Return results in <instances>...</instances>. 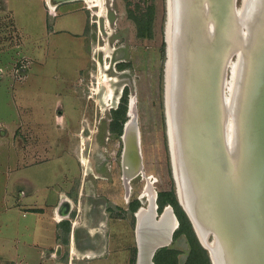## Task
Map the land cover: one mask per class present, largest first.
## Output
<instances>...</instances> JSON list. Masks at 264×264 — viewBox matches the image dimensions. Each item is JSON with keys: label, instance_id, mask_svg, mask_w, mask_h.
Wrapping results in <instances>:
<instances>
[{"label": "water", "instance_id": "1", "mask_svg": "<svg viewBox=\"0 0 264 264\" xmlns=\"http://www.w3.org/2000/svg\"><path fill=\"white\" fill-rule=\"evenodd\" d=\"M165 10L164 119L176 201L210 264H264V0L239 8L235 0H165ZM224 63V74L228 63L238 67L221 88ZM134 117L123 128L121 167L131 141L142 172ZM146 187L148 209L134 213L135 264H153L179 225L171 205L157 215V194Z\"/></svg>", "mask_w": 264, "mask_h": 264}, {"label": "rangeland", "instance_id": "2", "mask_svg": "<svg viewBox=\"0 0 264 264\" xmlns=\"http://www.w3.org/2000/svg\"><path fill=\"white\" fill-rule=\"evenodd\" d=\"M100 2V5L92 1L78 2L83 9L89 8L84 34L86 63L77 81L68 87L69 103L61 111L68 114V141L78 147V158L86 162L83 167L86 190L95 194L94 201L113 209L111 223L128 232L125 240L119 242L117 238L116 247L125 251L126 264H135L134 213L140 206L147 208V199L141 197L146 185L149 184L157 194V215H161L164 208H159L158 202L167 198L162 194L174 193L164 119L165 0ZM241 3L242 0H235L236 7L239 8ZM49 9L47 0H0V64L13 66L5 77L9 75L22 81L29 63L41 61L37 56L39 47L42 52L48 47L44 35L54 23L49 18ZM73 44H58L60 53L67 54ZM230 61H235V57L231 56ZM79 63V57L73 63L65 57L63 75L70 77L73 66ZM224 75L227 81L228 68ZM33 77L28 76L17 86L18 89L30 88ZM47 85L46 80L41 79L34 86ZM29 92L32 95L34 91L30 88ZM132 97L135 100L134 118L139 134L142 175L131 179L126 187L121 167V136L129 120L128 105ZM113 186L120 197L106 194L107 188ZM127 189L130 190L126 199L129 203L125 204L122 197ZM98 190L103 197H97ZM178 231L179 228L168 246L156 251L153 264H204V257L198 249H203L200 244ZM64 257H69L67 251ZM73 258L80 260L81 264L86 261V257Z\"/></svg>", "mask_w": 264, "mask_h": 264}, {"label": "crops", "instance_id": "3", "mask_svg": "<svg viewBox=\"0 0 264 264\" xmlns=\"http://www.w3.org/2000/svg\"><path fill=\"white\" fill-rule=\"evenodd\" d=\"M80 1L49 9L54 23L44 35L48 47L43 52L39 47L41 61L29 63L22 81L5 77L13 66L0 64V264H81L74 256L86 257L82 264L128 262L125 251L116 247L117 238L125 240L128 232L112 224L113 209L86 190V162L68 141V114L61 111L69 103L68 87L86 63L89 8L83 9ZM70 42L75 47L61 54L58 44ZM65 57L72 63L81 58L70 77L63 75ZM30 75L32 95L29 86L17 87ZM41 79L47 87L34 86ZM115 188L106 194L120 197ZM126 192L121 196L125 204ZM97 197H103L99 190ZM66 251L69 257H64Z\"/></svg>", "mask_w": 264, "mask_h": 264}, {"label": "bare ground", "instance_id": "4", "mask_svg": "<svg viewBox=\"0 0 264 264\" xmlns=\"http://www.w3.org/2000/svg\"><path fill=\"white\" fill-rule=\"evenodd\" d=\"M59 1L60 0H47V5L49 6V8L51 9V10H55V8L58 6V3H59ZM82 1H87V2H89V1H92V2H98L97 4L98 5H100L101 4V2H100V0H82ZM101 8V7H100ZM206 13H208V10L206 11ZM208 25H209V33H210V35H213V24H212V21H209L208 22ZM239 60H240V58L238 59V63H239ZM238 63H237V65H233L232 63H228L227 64V67H228V69L230 68V71H233V68H234V70H236L237 71V67H238ZM226 64L224 63V67H223V71H222V77H221V88H224V86H226L228 83L225 81V78H224V68L226 67L225 66ZM231 65H233V66H231ZM231 66V67H230ZM229 74H230V72H229ZM235 78H236V75H235V77H234V80H235ZM227 80H229V78L227 79ZM234 80L232 79V82H231V85H232V83H234ZM233 87V86H232ZM226 89V88H225ZM222 104V103H221ZM134 106H135V100H134V98L132 97L131 99H130V101H129V113H128V118L130 119V118H133V114H134ZM221 108H222V105H221ZM223 109V108H222ZM221 109V110H222ZM136 117V116H135ZM223 121H225V120H223ZM221 124H222V132H223V134H224V124H223V122H221ZM129 134H130V131H126V135H125V139L126 140H128L129 139ZM132 144V142L131 141H128V143H127V141H126V150H125V156L123 157V163H124V165H123V167H122V169H123V181H124V183H125V186L127 187L128 186V184H127V182H126V180L130 177V176H133L134 174H136V173H139V175H142V172L140 171L141 170V166H140V164H138V161H137V157H136V155H134V153H133V151H132V148L130 147V145ZM131 149V150H130ZM127 192H128V189H127ZM141 197H143L144 199L146 198L147 199V201H148V197H147V187H145V189H144V191H143V193H142V196ZM157 197V196H156ZM156 200H157V198H155V202H156ZM148 209V205H147V208H142L141 207V209L140 210H143V211H146ZM162 216V215H161ZM136 224H137V214H136ZM176 226H177V224H176ZM179 227V226H178ZM177 227V228H178ZM176 228V227H175ZM177 230V229H176Z\"/></svg>", "mask_w": 264, "mask_h": 264}, {"label": "trees", "instance_id": "5", "mask_svg": "<svg viewBox=\"0 0 264 264\" xmlns=\"http://www.w3.org/2000/svg\"><path fill=\"white\" fill-rule=\"evenodd\" d=\"M164 196H166L167 198H165L163 201L158 202L159 204V208L165 206V205H171L175 211V214L177 216V219L179 221V231L178 233L180 234H187V236L191 239V237L194 239V241L198 242L193 230L191 228V225L185 215V213L182 211V209L180 208V206L178 205L175 195L172 192H167L162 194ZM161 195V196H162ZM199 244V243H198ZM201 247V246H200ZM198 249L200 250L201 255L204 257V264H210L207 253L204 249H200L198 247Z\"/></svg>", "mask_w": 264, "mask_h": 264}, {"label": "flooded vegetation", "instance_id": "6", "mask_svg": "<svg viewBox=\"0 0 264 264\" xmlns=\"http://www.w3.org/2000/svg\"><path fill=\"white\" fill-rule=\"evenodd\" d=\"M138 199H139V198H138ZM173 213H174V211H173ZM174 214H175V213H174ZM175 216H176V214H175ZM176 218H177V217H176ZM177 220H178V219H177ZM178 222H179V221H178ZM178 226H179V225H178ZM178 228H179V227H178ZM178 228H177V229H178ZM174 232H175V231H174ZM172 237H173V235H172ZM171 241H172V239H171Z\"/></svg>", "mask_w": 264, "mask_h": 264}]
</instances>
